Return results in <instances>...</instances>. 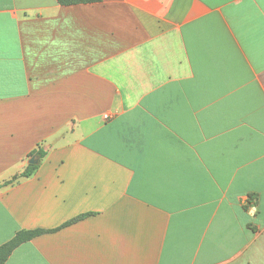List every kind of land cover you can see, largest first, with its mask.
I'll return each mask as SVG.
<instances>
[{"label":"crops","instance_id":"1","mask_svg":"<svg viewBox=\"0 0 264 264\" xmlns=\"http://www.w3.org/2000/svg\"><path fill=\"white\" fill-rule=\"evenodd\" d=\"M24 229L5 264H264V0H0V246Z\"/></svg>","mask_w":264,"mask_h":264},{"label":"trees","instance_id":"2","mask_svg":"<svg viewBox=\"0 0 264 264\" xmlns=\"http://www.w3.org/2000/svg\"><path fill=\"white\" fill-rule=\"evenodd\" d=\"M99 0H58L59 3L63 5H70V4H78V3H92ZM36 153L40 156H43V152L38 150ZM37 165L36 164H29L28 167L21 173L23 176L30 175L35 169ZM17 176H15L16 178ZM10 181H7L5 183H8ZM43 229H24L20 230L16 233V235L10 239L9 241L5 242L0 246V264H5L8 257L11 255L13 250L19 246L21 243L28 241L32 239L33 237L39 235L42 233Z\"/></svg>","mask_w":264,"mask_h":264},{"label":"water","instance_id":"3","mask_svg":"<svg viewBox=\"0 0 264 264\" xmlns=\"http://www.w3.org/2000/svg\"><path fill=\"white\" fill-rule=\"evenodd\" d=\"M38 162V160L34 157L30 160V163L32 164H36Z\"/></svg>","mask_w":264,"mask_h":264},{"label":"built area","instance_id":"4","mask_svg":"<svg viewBox=\"0 0 264 264\" xmlns=\"http://www.w3.org/2000/svg\"><path fill=\"white\" fill-rule=\"evenodd\" d=\"M106 117H108V115H106Z\"/></svg>","mask_w":264,"mask_h":264}]
</instances>
